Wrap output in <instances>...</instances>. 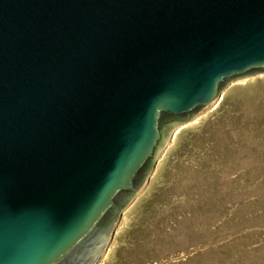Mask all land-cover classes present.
<instances>
[{"label":"water","instance_id":"obj_1","mask_svg":"<svg viewBox=\"0 0 264 264\" xmlns=\"http://www.w3.org/2000/svg\"><path fill=\"white\" fill-rule=\"evenodd\" d=\"M263 74L264 0H0V264H93L172 130Z\"/></svg>","mask_w":264,"mask_h":264},{"label":"rangeland","instance_id":"obj_2","mask_svg":"<svg viewBox=\"0 0 264 264\" xmlns=\"http://www.w3.org/2000/svg\"><path fill=\"white\" fill-rule=\"evenodd\" d=\"M248 78L172 130L98 264H264V74Z\"/></svg>","mask_w":264,"mask_h":264},{"label":"bare ground","instance_id":"obj_3","mask_svg":"<svg viewBox=\"0 0 264 264\" xmlns=\"http://www.w3.org/2000/svg\"><path fill=\"white\" fill-rule=\"evenodd\" d=\"M248 80H251V78H246V79L242 80V82H244V81H248ZM229 88H230V87H229ZM229 88H228V89H229ZM226 91H227V90H226ZM222 96H223V95H222ZM212 106H213V105H212ZM208 112H209V111H207V113H208ZM203 116H204V115H203ZM200 117H201V115H200V116H197L196 118L192 119L190 122H187V123H186L185 125H183V126L186 127V125H190V124L194 123V122L197 121ZM183 126H181V127H183ZM178 128H180V126H179ZM178 128H176V129L173 131V133H172V135H171V137H170L169 142L173 141L172 139L174 138V136H175V134H176ZM176 135H177V134H176ZM175 137H176V136H175ZM169 142H168V143H169ZM166 148H167V147H166ZM168 148H169V147H168ZM138 195H139V194H138ZM138 195H137L136 197H138ZM136 197H135V198H136ZM107 246H108V244H107ZM107 246L105 247V249H104V251L102 252L101 256H99V257L93 262V264H98V263H99V258L102 257V256L104 255Z\"/></svg>","mask_w":264,"mask_h":264},{"label":"flooded vegetation","instance_id":"obj_4","mask_svg":"<svg viewBox=\"0 0 264 264\" xmlns=\"http://www.w3.org/2000/svg\"><path fill=\"white\" fill-rule=\"evenodd\" d=\"M122 199H123V198H121V196H119V197L115 200V202L118 203V205H120Z\"/></svg>","mask_w":264,"mask_h":264},{"label":"trees","instance_id":"obj_5","mask_svg":"<svg viewBox=\"0 0 264 264\" xmlns=\"http://www.w3.org/2000/svg\"><path fill=\"white\" fill-rule=\"evenodd\" d=\"M182 119H184V117H182V118H179V119H176V120H182Z\"/></svg>","mask_w":264,"mask_h":264}]
</instances>
